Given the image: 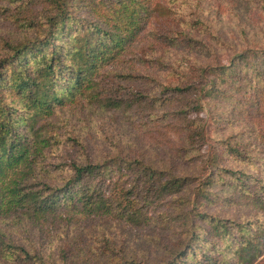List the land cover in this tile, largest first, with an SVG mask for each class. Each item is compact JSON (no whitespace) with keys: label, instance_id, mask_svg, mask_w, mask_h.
Returning a JSON list of instances; mask_svg holds the SVG:
<instances>
[{"label":"trees","instance_id":"1","mask_svg":"<svg viewBox=\"0 0 264 264\" xmlns=\"http://www.w3.org/2000/svg\"><path fill=\"white\" fill-rule=\"evenodd\" d=\"M157 1L0 0V17L26 37L33 34L8 43V53L0 57V218L37 227L44 222L121 224L137 233L156 229L178 235L162 253L129 251L106 238L104 247L93 249L77 240L69 249L59 248L62 264H253L264 244V220L253 230L250 222L230 221L209 208L233 206L239 214L248 208L253 215H264V182L243 167L224 166L221 147L242 166L249 151L239 139L207 145L200 114L209 102L232 100L246 107L247 121L264 118V47L240 49L222 62L215 54L219 41L201 39L211 26L197 18L185 26L180 22L152 47L155 53L169 48L199 58L185 55L168 62L163 55L133 53V59H126L132 47L139 48ZM201 23L207 37L199 36ZM116 64L133 67V75L110 79ZM126 78L127 85L122 84ZM84 98L123 114L133 108V131L141 138L148 135L149 145L135 141L130 152L74 157L47 168L49 152L66 141L52 119L57 107ZM155 146L166 152L165 159ZM194 150L199 161L190 164L189 172L184 157ZM207 236L219 249L232 244L227 246L229 260L197 258L196 245ZM12 255L15 264L34 259L33 264L56 263L15 244L0 230V264Z\"/></svg>","mask_w":264,"mask_h":264},{"label":"rangeland","instance_id":"2","mask_svg":"<svg viewBox=\"0 0 264 264\" xmlns=\"http://www.w3.org/2000/svg\"><path fill=\"white\" fill-rule=\"evenodd\" d=\"M156 3L155 12L147 23L146 31L140 37L142 40L139 43V48L133 50L132 47L131 53L126 55V59H133V53L146 57L163 55L162 60L168 62L185 55L199 58L198 55L189 54L187 51L169 48L155 53L154 47H152V43L155 40H162L167 31L179 28L180 22L185 26L186 22H193L197 18L211 26V32L207 37L203 33L205 24L201 23L202 32L199 36L207 37L201 38L203 40L219 41L215 54L219 55L222 62H227L228 58L240 49L253 46L256 49L264 47V0H158ZM212 35L215 38H209ZM32 37V33L26 37V33L18 30L11 21L4 19L3 16L0 17V57L8 53V43H16L21 39ZM129 62L133 63V60ZM121 68L120 64H116L111 69L109 78L122 80L121 77L124 75H133V67L132 69ZM139 69L149 70L144 67H139ZM258 76H261L260 73ZM262 76L264 77V70ZM128 80L129 78H126L122 84L127 85ZM88 101L90 100L84 98V101L77 104L67 102L57 107L56 114L52 119L54 125L57 126L59 136L66 141L59 145L57 150L53 149L49 152L48 162L52 163L46 165L47 168L56 169V164H62L74 157L85 156L94 159L111 155L119 150L130 152L133 151L135 141H139V144L143 142L146 147L149 145L151 139L148 135L143 136V139L133 131L131 124L133 108L123 114L122 111L104 110ZM209 103L200 114L205 117L207 145H210L212 141L219 145L221 142L227 144L228 140H231V144L237 139L241 140L249 151L248 159L245 158L247 162L242 166L239 159H235L234 155L232 156L226 149L222 151L224 147H221L218 152L220 155H224L221 158L226 164L224 166L226 168L243 167L252 178L256 175L264 182V118L260 122L247 121L246 107H241V102L238 101L226 100L218 101L216 104ZM253 128L260 132V135H257L258 132L255 133ZM166 139L169 140L168 137ZM74 140L77 142L75 147L72 146ZM204 146L206 149V143ZM156 148L158 147L155 146ZM74 149L79 150L78 154L74 152ZM156 151L162 159L166 158L162 156L166 153L164 150L158 148ZM62 154L66 156L65 160H61ZM184 160L189 162L185 168L190 166L187 171L191 172L190 170L193 169L190 164H196L199 161L197 151L190 152L189 156L184 157ZM176 164L178 167L181 166V162L177 161ZM66 173L65 169L63 175ZM52 174L58 176L59 172L53 171ZM216 208L217 205L213 204L209 208V212L231 218L230 221H235L233 218L242 219L244 222L248 221L252 224L253 230L264 220V215L261 213L253 215L254 211L248 208L240 214L233 206L228 208L220 205V208L224 209L219 211ZM241 214L242 217H240ZM82 226L75 222L68 224L44 222L43 226L37 227L35 224H21L18 220L11 218H0V230L5 232L11 241L25 246L32 253L52 262L55 260V264H62V260L58 258L59 248L69 249L77 240H82L84 245L93 249L104 247L106 244L104 238H106L110 244L127 248L129 251H133V248H140L147 249V253H162L173 247L174 240L178 237L173 230L158 232L156 229H146L137 233L121 224L105 226L86 224V226ZM157 236H160V240L156 239ZM166 237H170V239H166ZM211 238L207 236L204 241L203 239L198 241L196 245L197 258L202 262L207 261L208 257L217 258L216 262L218 263L229 260L231 249L227 246H232V244L222 245L220 249L227 248L225 252L221 253L219 243L212 242ZM15 258V255L8 256L6 261L3 259L1 262L15 264ZM34 260L30 261L31 264ZM257 261L263 262L257 263ZM256 263L264 264V244L261 249L256 251V260L253 264Z\"/></svg>","mask_w":264,"mask_h":264}]
</instances>
